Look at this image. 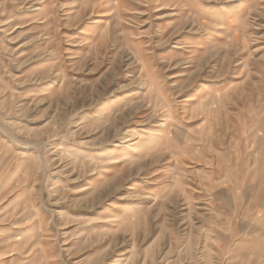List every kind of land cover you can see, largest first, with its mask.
<instances>
[{
	"label": "rangeland",
	"instance_id": "obj_1",
	"mask_svg": "<svg viewBox=\"0 0 264 264\" xmlns=\"http://www.w3.org/2000/svg\"><path fill=\"white\" fill-rule=\"evenodd\" d=\"M0 264H264V0H0Z\"/></svg>",
	"mask_w": 264,
	"mask_h": 264
},
{
	"label": "bare ground",
	"instance_id": "obj_2",
	"mask_svg": "<svg viewBox=\"0 0 264 264\" xmlns=\"http://www.w3.org/2000/svg\"><path fill=\"white\" fill-rule=\"evenodd\" d=\"M95 202V201H94Z\"/></svg>",
	"mask_w": 264,
	"mask_h": 264
}]
</instances>
